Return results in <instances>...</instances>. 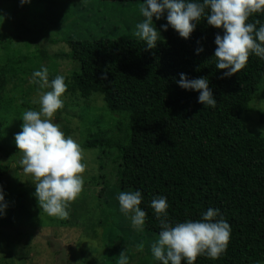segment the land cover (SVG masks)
<instances>
[{
	"label": "trees",
	"instance_id": "1",
	"mask_svg": "<svg viewBox=\"0 0 264 264\" xmlns=\"http://www.w3.org/2000/svg\"><path fill=\"white\" fill-rule=\"evenodd\" d=\"M256 19L264 23V14H253L247 22ZM217 33L223 35L222 28L201 19L190 38H181L169 27L167 38L158 39L152 49L139 39H68L67 56L79 68L65 76L67 90L62 96L87 99L98 93L107 112L124 114L127 123L122 135L99 131L90 134L81 148H100L103 156L116 150L115 183L142 193L139 206L147 213L145 231L158 235L160 230L149 206L156 196L167 198L173 222L199 219L201 212L216 208L231 227L227 250L217 260L198 256L194 264H261L264 136L250 132L242 115L251 111L249 103L264 78V60L250 54L243 69L222 78L226 70L216 69L212 58ZM198 47L203 51L196 54ZM40 54L44 61L51 58L44 49ZM180 73L189 79L206 77L216 107H204L197 102V91L179 87ZM3 87L0 77V91ZM7 103L1 100L0 108ZM259 117L262 121L264 114ZM1 125L0 152L17 153L16 144L2 142ZM7 170L8 165L0 164V177ZM99 178L98 197L102 198L109 184L103 174Z\"/></svg>",
	"mask_w": 264,
	"mask_h": 264
},
{
	"label": "rangeland",
	"instance_id": "2",
	"mask_svg": "<svg viewBox=\"0 0 264 264\" xmlns=\"http://www.w3.org/2000/svg\"><path fill=\"white\" fill-rule=\"evenodd\" d=\"M139 5L103 0H31L21 6L20 0H0V77L4 82L0 101L10 102L0 108L4 144H16L14 137L21 131L22 113L38 111L39 105L33 100L38 99V92L48 90L29 82L32 72L41 66L48 69L49 76H69L78 70V64L67 56L68 39H138L135 25L144 19ZM153 20V26L160 30L158 39H166L167 31L160 29L166 20ZM42 49L51 57L49 61L43 60ZM99 95L93 93L88 100L76 94L61 97L64 107L54 119L65 136L72 137L80 147L90 134L99 131L122 135L127 123L124 114L107 112ZM249 106L251 111L242 115L243 124L250 132L264 136V117L262 121L259 117L264 114V78ZM116 153L113 149L111 155L103 156L100 148L82 149L84 183L70 202L69 217L62 220L48 216L39 207L33 195L35 184L19 164L23 153L0 152V164L8 165L0 177L8 205L0 216V264H118L121 251H126L129 264H159L151 254V244L158 235L144 227L135 229L131 214L125 216L119 209L118 194L133 190L115 183L112 159ZM100 174L109 184L102 198L98 197ZM141 243L142 251L138 247Z\"/></svg>",
	"mask_w": 264,
	"mask_h": 264
},
{
	"label": "clouds",
	"instance_id": "3",
	"mask_svg": "<svg viewBox=\"0 0 264 264\" xmlns=\"http://www.w3.org/2000/svg\"><path fill=\"white\" fill-rule=\"evenodd\" d=\"M31 0H20V5ZM139 12L144 18L135 25L134 36L144 42L147 49L156 47L160 30L153 26V17L167 21L160 29L175 30L181 38H190L201 19L217 29L213 57L216 69L226 70L223 77H231L243 69L250 54L264 60V23L259 19L247 22L256 13L264 14V0H143ZM203 51L196 49V54ZM176 83L185 90L199 93L197 102L204 107L215 108L217 100L206 77L189 79L185 73L179 74ZM106 79V76L103 77ZM31 84L38 89V99L33 103L39 110L22 113L21 131L14 139L23 153L19 161L24 174L30 175L35 184L34 196L39 207L50 217L67 219L69 205L82 190L86 165L82 149L72 138L66 137L57 120L58 110L64 107L61 99L67 90L64 75L49 79L48 69L41 66L31 74ZM142 193L121 191L117 200L119 209L130 216L132 226L142 230L147 213L139 206ZM149 206L159 220L158 239L151 244V254L159 264H194L198 256L217 260L226 252L231 227L219 209L208 208L201 212L199 219H185L173 222L169 219V204L164 196L154 197ZM8 207L5 192L0 186V216ZM143 250V244L138 245ZM118 264H129L126 251L118 255Z\"/></svg>",
	"mask_w": 264,
	"mask_h": 264
}]
</instances>
